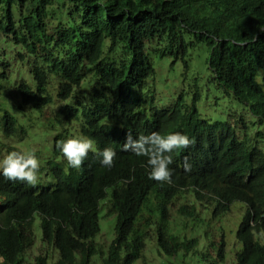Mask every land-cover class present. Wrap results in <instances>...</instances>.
I'll list each match as a JSON object with an SVG mask.
<instances>
[{"label":"trees","instance_id":"trees-1","mask_svg":"<svg viewBox=\"0 0 264 264\" xmlns=\"http://www.w3.org/2000/svg\"><path fill=\"white\" fill-rule=\"evenodd\" d=\"M156 65L190 81L189 101L181 92L157 104ZM210 96L234 103L225 118L201 117L196 102ZM36 129L48 152L37 147V185L0 177L2 264H23L36 219L54 264H88L104 252L95 241L104 203L116 223L102 264H136L150 237L166 257L225 264L223 218L235 203L232 264H264V0H0V154ZM153 131L193 140L171 153L167 183L148 178L146 157L121 150L127 133ZM76 134L112 148V167L89 152L69 168L55 145Z\"/></svg>","mask_w":264,"mask_h":264},{"label":"rangeland","instance_id":"rangeland-1","mask_svg":"<svg viewBox=\"0 0 264 264\" xmlns=\"http://www.w3.org/2000/svg\"><path fill=\"white\" fill-rule=\"evenodd\" d=\"M189 80L180 77L179 73L174 74L170 71L165 65H156L155 66V75H154V91H155V100L159 106L161 105H170L175 101H179L178 97L181 92H183L184 101H189L193 96L192 87L189 86ZM217 103H214L213 96L207 98H201L196 102V107L198 108L200 115L202 118H208L210 120L214 118H225L230 109H232L231 102L227 97L222 98L219 97ZM44 121H50V116L44 115L42 117ZM36 132V137H29L28 141H23L21 143L18 142V139H13L7 142L10 146H14L21 149H28L30 147H35L38 150H41L42 156H45L48 152L45 151L44 138L43 133L39 131V129L34 130ZM50 142L52 144V135L49 136ZM39 145V146H38ZM3 154V153H1ZM41 180L47 184L48 181L51 180V175H43ZM177 204V202L175 203ZM204 204L207 203L204 201ZM108 206L104 203L101 205V211L99 214V227L100 232L96 236L95 241L99 242L104 248V252L102 254L96 253L90 257V261L88 264H102L103 258L106 256V250L109 242L114 237V226L116 223L115 214L105 215ZM103 210V211H102ZM104 212V214H103ZM207 213V212H206ZM201 215L204 219L209 220L207 214ZM242 213V209L239 204L235 203L231 206L230 212L223 218L224 227L226 230L225 242H227V256L225 260V264H232L235 260V251L239 247L235 237V225L238 222L240 215ZM175 217V222L172 223L174 228H179L182 226L183 221L179 218L177 213L173 210L172 213ZM206 221L201 222V226L203 227ZM190 222L187 221V225ZM187 227L184 228L186 231ZM35 238L34 244L31 249H29L24 255L23 264H33L34 257L41 254H48L47 264H54L57 260V252L52 249L50 246L41 243V228L39 225V220L36 219L33 226ZM214 233L217 234L218 230L215 228ZM100 246V245H99ZM48 249V251H47ZM101 250V249H100ZM0 264H2V258L0 257ZM136 264H207L205 261L201 260L199 256H184L182 253L178 254L174 257H166L161 254L159 250H157L155 246L154 237H150V239L146 242V248L144 250L143 256L140 260L136 262Z\"/></svg>","mask_w":264,"mask_h":264},{"label":"clouds","instance_id":"clouds-1","mask_svg":"<svg viewBox=\"0 0 264 264\" xmlns=\"http://www.w3.org/2000/svg\"><path fill=\"white\" fill-rule=\"evenodd\" d=\"M192 144L193 140L182 132L161 135L153 131L136 138H133L131 133H127L121 150L131 152L137 157H146L145 166L148 178L160 183H167L170 181L173 171L169 167L173 163L171 153L185 150ZM55 147L66 161L67 166L72 169H79L89 152L98 156V163L105 168L112 167L113 159L116 156V152L112 148L105 147L103 150H98L93 139L78 134L58 141ZM36 152L35 147H30L0 154V177L9 182H21L29 186H36L40 179L41 168V161ZM182 167L185 172L191 170L187 159Z\"/></svg>","mask_w":264,"mask_h":264}]
</instances>
